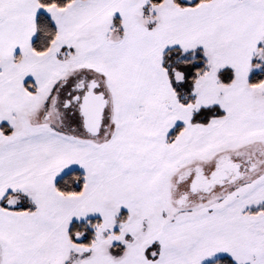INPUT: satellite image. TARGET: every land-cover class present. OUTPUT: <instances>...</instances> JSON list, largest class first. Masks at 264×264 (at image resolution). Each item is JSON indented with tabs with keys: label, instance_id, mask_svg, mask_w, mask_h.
<instances>
[{
	"label": "snow or ice",
	"instance_id": "1",
	"mask_svg": "<svg viewBox=\"0 0 264 264\" xmlns=\"http://www.w3.org/2000/svg\"><path fill=\"white\" fill-rule=\"evenodd\" d=\"M0 264H264V0H0Z\"/></svg>",
	"mask_w": 264,
	"mask_h": 264
}]
</instances>
